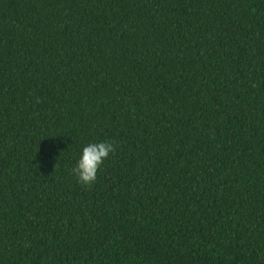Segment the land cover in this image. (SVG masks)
I'll list each match as a JSON object with an SVG mask.
<instances>
[{
  "label": "trees",
  "instance_id": "16d2710c",
  "mask_svg": "<svg viewBox=\"0 0 264 264\" xmlns=\"http://www.w3.org/2000/svg\"><path fill=\"white\" fill-rule=\"evenodd\" d=\"M0 264H264V0H0Z\"/></svg>",
  "mask_w": 264,
  "mask_h": 264
},
{
  "label": "clouds",
  "instance_id": "9594fccd",
  "mask_svg": "<svg viewBox=\"0 0 264 264\" xmlns=\"http://www.w3.org/2000/svg\"><path fill=\"white\" fill-rule=\"evenodd\" d=\"M115 151L110 141H91L81 145L79 154L71 168V173L78 183L90 186L96 180L101 165Z\"/></svg>",
  "mask_w": 264,
  "mask_h": 264
}]
</instances>
